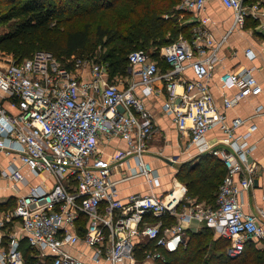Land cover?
Here are the masks:
<instances>
[{
	"label": "built area",
	"instance_id": "2783aa9c",
	"mask_svg": "<svg viewBox=\"0 0 264 264\" xmlns=\"http://www.w3.org/2000/svg\"><path fill=\"white\" fill-rule=\"evenodd\" d=\"M207 1L181 0L179 8L203 14ZM216 1L233 11L232 28L264 18V0ZM209 22L202 15L189 38L131 51L125 76L111 77L96 56L74 57L68 67L47 50L24 59L0 51V156L8 159L0 175L28 187L0 212V264H138L140 250L142 261L165 262L164 252L185 243L193 221L227 240L231 258L244 253L247 241L264 239V209L245 212L241 199L259 170L251 133L237 135L245 120L228 122L225 113L263 87L254 67L223 72L220 87L237 92L218 105L211 81L227 35L217 39ZM159 93L166 95L162 110L188 136L187 148L223 162L215 205L189 196L176 175L165 188L164 175L147 159L156 125L145 97ZM215 129L230 148L206 140ZM102 138L122 139L127 148L105 156ZM139 178L149 192L122 197L120 184ZM169 218L175 223L167 225Z\"/></svg>",
	"mask_w": 264,
	"mask_h": 264
},
{
	"label": "trees",
	"instance_id": "16d2710c",
	"mask_svg": "<svg viewBox=\"0 0 264 264\" xmlns=\"http://www.w3.org/2000/svg\"><path fill=\"white\" fill-rule=\"evenodd\" d=\"M67 2L0 0V22H11L9 29L0 34V51L24 59L37 50H47L70 67L74 57H98L94 54L96 49L109 46L99 59L109 65L111 77L125 76L131 51L140 48L150 51V45L159 48L175 42L166 38V33L178 36L188 32L182 35L189 38L193 27L190 21L182 24L173 17L181 0H70L83 7L84 14L106 11L111 16L109 23L98 25L92 33L90 23L78 25L82 16ZM152 55L158 57L157 51ZM162 66L167 68V64ZM198 160L191 166L188 163L181 166L177 178L187 184L189 196L215 205L225 167L209 153L200 154ZM190 234L189 246L183 250L182 244L175 251H165V262L156 264H199L203 254L207 264H264V249H257L252 240L246 242L240 257L231 258L226 253L228 241L213 238L212 229L204 226ZM137 257L139 261L144 259L142 250L137 252Z\"/></svg>",
	"mask_w": 264,
	"mask_h": 264
},
{
	"label": "crops",
	"instance_id": "0c3cea01",
	"mask_svg": "<svg viewBox=\"0 0 264 264\" xmlns=\"http://www.w3.org/2000/svg\"><path fill=\"white\" fill-rule=\"evenodd\" d=\"M202 15L210 18L208 27L212 30L217 39L227 35L225 43L219 50V61L214 68V77L211 81L212 91L218 105L223 106V97L228 95L233 97L237 89H222L218 82V76L226 71H240L244 68L254 67V74L263 87L262 93L256 96H250L240 100L233 107L226 109L225 113L227 121L240 117L245 122L237 129V135L250 131L251 136L249 143L255 148L251 153V159L258 165V174L255 177L252 188L249 192H245L241 199L243 201V209L245 212L258 214L259 209H264V18L257 20H247L242 27L232 28L233 11L225 8L216 0L207 1V9L203 14H192L190 23H197ZM251 49L255 58L252 59L246 55V50ZM191 76V71L187 72ZM164 93L153 94L145 97L148 109L151 111L156 125L153 139L150 142L148 160H151L155 168L164 175L165 188L170 182V177L176 175L184 164H196L198 156L195 148H187L188 136L182 135L175 124L174 119L162 110L165 101ZM262 110L256 113V108ZM206 140L210 144H217L230 148L224 144V134L215 129L207 133ZM99 148L105 156L115 154L117 151L125 150L126 143L122 139L106 140L102 138L99 142ZM161 154V155H160ZM160 156V158H159ZM174 159V160H172ZM7 158L0 156V167L7 165ZM17 166L21 164L19 161L15 163ZM22 169L27 172L25 167ZM29 176V175H28ZM115 177H119L118 174ZM166 177V179H165ZM0 179L5 181L16 194L8 188L0 186V212L11 209L15 205L16 197L28 192V187L21 183L11 184L0 175ZM34 183H38L39 179H33ZM184 183V182H183ZM186 184V183H185ZM187 185V184H186ZM188 187V186H187ZM122 197L134 192H149L148 185L142 178L126 181L120 184ZM161 191H165L164 187ZM189 192V191H188ZM178 193V192H177ZM197 202L210 205L207 200L198 201V197H192ZM204 227L202 224L193 221L188 232H196L198 227ZM257 249H264V239L252 240Z\"/></svg>",
	"mask_w": 264,
	"mask_h": 264
},
{
	"label": "rangeland",
	"instance_id": "374dc122",
	"mask_svg": "<svg viewBox=\"0 0 264 264\" xmlns=\"http://www.w3.org/2000/svg\"><path fill=\"white\" fill-rule=\"evenodd\" d=\"M68 2L67 3H69V5H73L72 6V8L73 9H75L74 11H76L75 13L76 14H78L79 16L81 15L82 16V18H81V21H78L77 23H78V25H82L83 23H85V22H88V23H90V25H91V30H92V33H94L95 32V29L98 27V25H103V26H105L107 23H109L110 22V20H111V16H109V15H107V12L106 11H100V12H97L96 14H93V15H90V14H84L83 13V11H84V8L83 7H81V6H77L76 5V2H74V3H72V2H70V0H67ZM179 5H180V3H179ZM179 5H177L176 6V10H177V13H174L173 14V17L175 18V20L178 22V23H182V24H187L189 21H190V19L192 18V13H190V12H187V11H185L184 9H180L179 8ZM175 15V16H174ZM172 16V15H171ZM166 17H167V15H166ZM75 21V20H74ZM11 22H0V34H2L4 31H7L8 29H9V24H10ZM187 33L188 32H186V33H182L183 35H187ZM182 34H180V35H178V36H171L169 33H166V38H171V39H169L170 41H178L180 38H181V36H183ZM109 48V46L108 47H106V48H104V49H101V48H97L96 49V51L94 52V54H96L98 57L99 56H101L102 55V53L104 52V51H106L107 49ZM150 49V51L154 48V47H152L151 45H150V47H149ZM157 130V129H156ZM165 179H166V177H165ZM0 186L2 187V188H8V190H11L12 192H14L15 194H16V192H17V190L15 189L14 191H13V188L12 187H10V185L9 184H7L5 181H3L2 179H0ZM219 189V188H218ZM16 191V192H15ZM217 193H218V190H217ZM198 199V201H200V199L199 198H197ZM172 223H175V218H172V219H170L169 220V222H168V224L167 225H170V224H172ZM201 226L200 227H198L196 230L197 231H199V230H201ZM191 232L189 231V232H187L186 233V235H185V243H183V250L187 247V246H189L190 245V241H191V234H190ZM213 238H215V239H218L219 238V236L217 235V234H214V236H212ZM187 243L189 244V245H187ZM194 246H195V244H193ZM182 250V251H183ZM203 256V259L201 258V260H200V263L199 264H207V263H205L204 261V258H206V256H205V254H203L202 255ZM138 264H156L155 262H153V261H140Z\"/></svg>",
	"mask_w": 264,
	"mask_h": 264
}]
</instances>
